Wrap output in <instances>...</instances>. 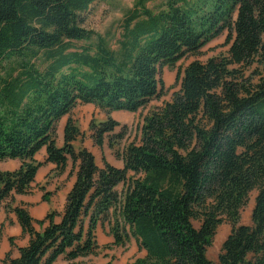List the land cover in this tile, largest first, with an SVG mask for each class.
Masks as SVG:
<instances>
[{"label": "trees", "instance_id": "16d2710c", "mask_svg": "<svg viewBox=\"0 0 264 264\" xmlns=\"http://www.w3.org/2000/svg\"><path fill=\"white\" fill-rule=\"evenodd\" d=\"M99 1L0 0V162L21 161L15 171L0 170V208L31 194L45 163L63 173L71 162L75 171L62 213L35 220L8 206L30 241L4 263L95 255L96 231L107 223L116 246L134 238L146 251L133 264H215L208 248L229 223L218 264H264V0H167L157 14L149 0H137L119 55L101 37L94 54L74 50L94 35L84 15ZM224 32L228 55L179 73V91L144 117L140 144L119 154L122 168L100 167L91 151L76 149L84 134L71 119L57 145V123L78 104L138 112L160 96L164 67ZM118 126L112 118L92 124L95 144ZM253 192L252 223L241 224Z\"/></svg>", "mask_w": 264, "mask_h": 264}, {"label": "rangeland", "instance_id": "374dc122", "mask_svg": "<svg viewBox=\"0 0 264 264\" xmlns=\"http://www.w3.org/2000/svg\"><path fill=\"white\" fill-rule=\"evenodd\" d=\"M166 2L167 0H149L146 3V8L157 14L166 9ZM136 3L137 0H103L95 2L90 7L89 12L84 15L85 23L83 25L86 30L93 32L94 35L91 40L74 42L76 46L74 50L86 46L91 48L92 54H94L98 44V37H101L105 40L110 51L114 52L115 55H119L121 44L124 41V25L126 19L135 9ZM227 36L228 33L224 32L203 47L198 53L186 55L175 67H164L161 70L163 87L160 96L154 98L146 107L141 108L138 112L120 111L108 113L95 105L78 104L70 114L63 117L57 123V145H63L64 129L68 120L71 119L84 134V138H80L74 143L76 149L82 147L87 148L94 154L96 162L100 167H104L105 162H108L115 167L122 168L124 163L119 154H122L124 148L130 144H140L141 127L144 117L155 109L162 107L166 102L171 101L174 94L179 91L180 82L177 80L179 73L183 72L186 66L193 61L198 60L206 62L212 57L228 55L230 45L226 42ZM108 118L114 119L120 126L116 127L113 133H107L105 135L104 145L99 147L95 144V140L93 139V132L90 130L91 125H99L107 121ZM118 135H122L123 137H117ZM111 144H113V147ZM37 159L42 162L46 160L42 154H39ZM48 166L49 165L45 163L41 168V175L37 177L34 184V191L36 192L34 193V191H32L33 194H31L33 197H35L34 194L38 197L40 195L43 199L45 193L52 192V195L55 194L51 201L53 206L62 211L63 203L57 193L72 187L75 182V171H72L73 165L71 162L63 173H59L55 169L54 164L50 165V168ZM118 188L121 190L122 185ZM255 197L256 192H253L249 203L243 208L240 221L241 224L250 225L252 223L251 216ZM13 201L7 200L2 205L6 213H10V211H8V206L11 205L15 207ZM45 217L46 216H44V218ZM194 224L196 227L200 226L198 222ZM230 232L231 225L229 223L220 226L214 238L213 246L208 248L207 256L215 264H218V256L221 253L222 244ZM96 240L99 248L95 255L80 257L72 261L61 257L55 264H133L136 259L146 256V251L139 248L134 238H131L124 246H116L113 243L114 238L110 233V227L107 223L98 226Z\"/></svg>", "mask_w": 264, "mask_h": 264}, {"label": "crops", "instance_id": "0c3cea01", "mask_svg": "<svg viewBox=\"0 0 264 264\" xmlns=\"http://www.w3.org/2000/svg\"><path fill=\"white\" fill-rule=\"evenodd\" d=\"M39 154H42L44 156V158H47L46 148L42 149L36 155V159H37V156ZM47 164L49 165L48 166L49 168H50V165H52V163H47ZM20 166H21L20 160H6V161L0 162V170L4 171V172L5 171H15ZM41 168H40V170L36 176V180H37V177L39 175H41ZM43 172H42V174H43ZM36 180H35V182H36ZM35 182H34V184H35ZM34 184H33V187H34ZM72 187H73V185H72ZM72 187L68 188V190L67 189L62 190V191L57 193V195L60 197V199L63 203L62 211L55 208V206H53V204L51 202L52 198L54 197L55 194L52 195L51 197L49 196L47 200L44 199V196L42 199V196L39 195V197H38L36 194H34L35 197H33L32 196L33 193L27 194V195L15 194L14 195V201H13L14 206L15 207L19 206V207H23V208L27 209L33 219L41 220L44 218V216H46L48 214L49 211L57 209L56 210L57 212H59V213L63 212V210L65 208L66 201H67V195L70 192V190L72 189ZM35 192L36 191H34V193ZM57 221H60V219H58ZM35 227L37 230H40V227L38 225H36ZM10 238H14L15 246L11 245ZM29 241H30V236L28 234L23 233L22 226L19 223V220H18V217L16 216V214L14 212L6 213L4 207H1L0 208V264H5L4 260L7 256V254H11V257L14 259L19 258L20 252H19L18 248L27 246L29 244ZM61 257L65 258V256H61Z\"/></svg>", "mask_w": 264, "mask_h": 264}]
</instances>
